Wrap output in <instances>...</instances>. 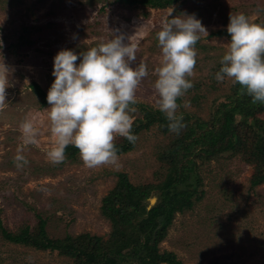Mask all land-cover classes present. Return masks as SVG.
Masks as SVG:
<instances>
[{
  "label": "rangeland",
  "instance_id": "rangeland-1",
  "mask_svg": "<svg viewBox=\"0 0 264 264\" xmlns=\"http://www.w3.org/2000/svg\"><path fill=\"white\" fill-rule=\"evenodd\" d=\"M130 1L0 0V63L10 69L9 106L0 112V221L9 231L18 232L26 226L36 230L41 217L51 238L89 234L108 239L112 222L103 213L102 201L116 187L119 174H127L134 185L161 184L167 176L170 150L182 149L177 147V139L191 135L190 141L194 137L187 127L179 134L165 133L156 124L138 133L133 150L118 154L119 168L88 169L80 154L66 157L60 164L51 163L46 156L52 145L46 111L51 106H41L29 85L36 82L49 91L55 80L54 58L61 50H73L80 56L114 35H124L125 43L136 35L132 42L139 50L132 66L143 61L149 72L137 90V103L158 109L155 68L162 53L156 33L165 17L194 14L208 36H202L196 45L197 64L189 77L193 87L178 99L181 107L177 115L212 125L215 111L236 86L227 78L224 82L215 79L227 52L225 45L230 43L218 32L227 30L231 14L244 13L264 23V0H179L166 9ZM81 61L82 56L77 66ZM185 102L190 106L185 108ZM133 116L141 117L137 112ZM258 117L264 120V111ZM26 118L33 120L41 134L38 146L29 145L21 153L29 163L17 168L14 158L23 143L20 125ZM190 158L195 161L192 176L196 175L199 183L195 180L193 186L200 198L192 209L175 214L159 249L175 254L183 264H264V183L251 185L259 163L231 151L211 159ZM192 180L187 185L191 186ZM158 199L153 194L147 209ZM0 264L74 262L57 251L11 243L0 231Z\"/></svg>",
  "mask_w": 264,
  "mask_h": 264
},
{
  "label": "clouds",
  "instance_id": "clouds-1",
  "mask_svg": "<svg viewBox=\"0 0 264 264\" xmlns=\"http://www.w3.org/2000/svg\"><path fill=\"white\" fill-rule=\"evenodd\" d=\"M227 33L230 43L215 74L218 82L229 79L240 85L239 95L251 97V102L264 103V23L254 21L244 13L230 15ZM117 32L119 30H116ZM136 36V35H135ZM135 36L114 35L78 56L73 50H61L54 58V83L47 93L52 145L46 156L53 164L63 163L69 145L79 150L80 158L88 169L119 168L117 137L126 138L135 145L139 137L132 133L133 114L138 111L137 90L148 77L147 65L137 60L138 44ZM208 36L207 29L195 15L182 14L165 17L156 33L161 49L154 91L158 95V109L169 121V131L179 134L186 127L183 115H177L181 105L178 99L193 87L189 77L197 64V43ZM82 61L77 66V61ZM10 69L0 63V112L9 105L7 91ZM190 105L185 102L184 107ZM22 145L14 160L17 168L29 161L23 153L29 145L38 146L41 134L32 119L20 125Z\"/></svg>",
  "mask_w": 264,
  "mask_h": 264
},
{
  "label": "trees",
  "instance_id": "trees-1",
  "mask_svg": "<svg viewBox=\"0 0 264 264\" xmlns=\"http://www.w3.org/2000/svg\"><path fill=\"white\" fill-rule=\"evenodd\" d=\"M178 1L130 2L166 9ZM218 34L231 40L227 30H221ZM29 87L40 99L41 106L48 105L47 91L36 82H32ZM239 91L240 85L236 84L227 101L215 111V121L212 125L198 119L193 123L189 121V117L184 118L187 132L191 131L194 137L190 141L187 139L191 135L177 139L180 142L177 147L182 149H175L174 152L170 150L167 176L161 184L134 185L127 174H119L116 187L102 201L103 213L112 222V232L108 239L89 234L51 238L46 231V220L41 217L36 230L26 226L18 232L9 231L0 221L3 238L11 243L41 251H57L60 255L70 258L74 264H183L175 254L162 252L159 244L165 238L175 214L192 209L200 198L197 188L193 186L195 180L196 183L199 182L196 175L192 176L195 161L190 157L211 159L225 151L249 155V161L259 163L251 185L254 187L264 183V120L258 117L264 111V103L253 104L251 97L241 96ZM132 106L136 107L137 113L141 115L134 118V135L156 124L163 132H170L169 121L159 109L142 103ZM242 117L244 121H241ZM197 130L202 131L195 135ZM115 144L119 149L118 154L130 152L135 146L126 138ZM65 155L72 159L79 155V150L69 145ZM179 163H182V166ZM190 179H193L191 186L187 185ZM155 193L158 195V202L151 209H147V200Z\"/></svg>",
  "mask_w": 264,
  "mask_h": 264
},
{
  "label": "water",
  "instance_id": "water-1",
  "mask_svg": "<svg viewBox=\"0 0 264 264\" xmlns=\"http://www.w3.org/2000/svg\"><path fill=\"white\" fill-rule=\"evenodd\" d=\"M155 200V198L154 199H151V201H154ZM152 208V207H151ZM151 208H149V209H151Z\"/></svg>",
  "mask_w": 264,
  "mask_h": 264
}]
</instances>
